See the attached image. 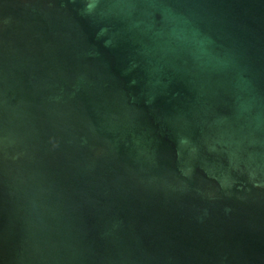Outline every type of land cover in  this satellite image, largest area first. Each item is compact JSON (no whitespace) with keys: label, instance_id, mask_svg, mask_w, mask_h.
<instances>
[{"label":"water","instance_id":"obj_1","mask_svg":"<svg viewBox=\"0 0 264 264\" xmlns=\"http://www.w3.org/2000/svg\"><path fill=\"white\" fill-rule=\"evenodd\" d=\"M0 264H264V0H0Z\"/></svg>","mask_w":264,"mask_h":264}]
</instances>
